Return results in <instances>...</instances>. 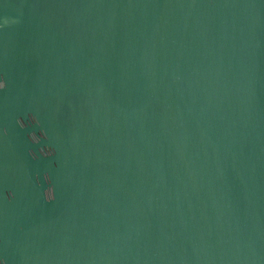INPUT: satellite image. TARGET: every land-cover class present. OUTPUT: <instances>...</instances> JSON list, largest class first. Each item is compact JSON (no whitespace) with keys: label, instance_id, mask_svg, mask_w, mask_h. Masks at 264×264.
<instances>
[{"label":"water","instance_id":"water-1","mask_svg":"<svg viewBox=\"0 0 264 264\" xmlns=\"http://www.w3.org/2000/svg\"><path fill=\"white\" fill-rule=\"evenodd\" d=\"M0 264H264V0H0Z\"/></svg>","mask_w":264,"mask_h":264},{"label":"clouds","instance_id":"clouds-1","mask_svg":"<svg viewBox=\"0 0 264 264\" xmlns=\"http://www.w3.org/2000/svg\"><path fill=\"white\" fill-rule=\"evenodd\" d=\"M3 86H4V81L0 80V87H3Z\"/></svg>","mask_w":264,"mask_h":264}]
</instances>
